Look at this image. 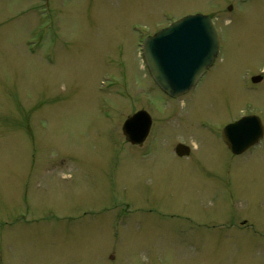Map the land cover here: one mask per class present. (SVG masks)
Masks as SVG:
<instances>
[{
  "label": "rangeland",
  "instance_id": "1",
  "mask_svg": "<svg viewBox=\"0 0 264 264\" xmlns=\"http://www.w3.org/2000/svg\"><path fill=\"white\" fill-rule=\"evenodd\" d=\"M197 13L220 53L169 99L142 40ZM258 67L264 0H0V264H264V147L234 157L219 134L245 102L264 114ZM144 106L164 135L133 146Z\"/></svg>",
  "mask_w": 264,
  "mask_h": 264
},
{
  "label": "water",
  "instance_id": "2",
  "mask_svg": "<svg viewBox=\"0 0 264 264\" xmlns=\"http://www.w3.org/2000/svg\"><path fill=\"white\" fill-rule=\"evenodd\" d=\"M217 54L216 30L210 16L203 14L186 15L172 22L145 38L142 46L143 59L152 80L173 98L185 94L212 65ZM248 122L247 118H242L227 125L223 131V139L236 153L253 141L243 142V134H249L245 130ZM149 126V115L138 111L124 121L122 132L130 143L138 144L145 139ZM176 153L187 155L189 148L179 144Z\"/></svg>",
  "mask_w": 264,
  "mask_h": 264
},
{
  "label": "flooded vegetation",
  "instance_id": "3",
  "mask_svg": "<svg viewBox=\"0 0 264 264\" xmlns=\"http://www.w3.org/2000/svg\"><path fill=\"white\" fill-rule=\"evenodd\" d=\"M214 23H215V19H214ZM215 25H216V23H215ZM219 53H220V41H219ZM219 53H218V55H219ZM214 63H213V65H214ZM213 65L204 72L202 77L197 81V83L195 85H193L191 87V89L186 94L190 93L194 88H195V90H196V88H199V87H201V89H203V82L206 78L205 76H207L208 72L213 67ZM258 70H259V72L248 74L247 78H245V80L243 79V81H242L243 86L249 92H256V91H259L261 88V86L259 84L263 81V78H264V67H262V69L258 67ZM245 84H246V86H245ZM160 93L169 99H176V98H170V97L166 96L161 91H160ZM257 102H259V101H257ZM255 104H256L255 107H257L258 103H255ZM246 106H248L249 108L245 109ZM252 109H253L252 104L245 102L244 108L242 109V111H240L241 113L238 114V117L225 122L223 124V126L219 129L221 142L225 146L226 150L231 154V156H234V157H236V156H248L251 153H256L258 150H260L261 148L264 147V117H263L264 114L262 115L261 112H258V111L252 110ZM139 110H144L150 117L149 130H148V133H147L144 141L142 142V144L145 143L148 139H149L148 140L149 146L152 143H158L160 140L159 137L162 138L164 135V133L162 134V132H164V127H163L164 123L162 122V119H158L155 116L157 113H154L152 111V109L148 106L146 108L144 106L143 108L136 109L130 115H133L134 113H136ZM245 110H247V111H245ZM242 118H247L249 120V122L245 126V130H247L249 132V134H243V137H245L243 142L247 143L248 140H250V141L253 140V141H252V143H250V145L248 147H246L245 149H243L239 153H236L231 149L232 148L231 145L223 139L222 135H223V131L227 125L232 124L234 122H237ZM208 122L211 123V121H208ZM200 124L202 125L203 128L207 127V130H209L211 132L210 128H208V124H205V123H200ZM253 135H256V136L253 137ZM178 144H183V143H177L175 145V148ZM183 145L189 147V153H188V155H189L191 152V148H190L191 144L190 145L183 144ZM175 148H174V152H175ZM226 168H229V167H226ZM236 221L239 222V220H236ZM232 222L234 223V220ZM240 222H244V221L242 220ZM240 222H239V225H237V227H236L238 230H240L242 228V225L240 224ZM233 223H229V224L231 225Z\"/></svg>",
  "mask_w": 264,
  "mask_h": 264
}]
</instances>
